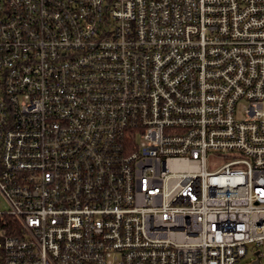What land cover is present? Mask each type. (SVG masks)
Here are the masks:
<instances>
[{
    "label": "built area",
    "instance_id": "built-area-1",
    "mask_svg": "<svg viewBox=\"0 0 264 264\" xmlns=\"http://www.w3.org/2000/svg\"><path fill=\"white\" fill-rule=\"evenodd\" d=\"M0 195V264H264V0H0Z\"/></svg>",
    "mask_w": 264,
    "mask_h": 264
},
{
    "label": "rangeland",
    "instance_id": "rangeland-1",
    "mask_svg": "<svg viewBox=\"0 0 264 264\" xmlns=\"http://www.w3.org/2000/svg\"><path fill=\"white\" fill-rule=\"evenodd\" d=\"M228 160H230V157L226 155H219V154L210 155L208 159V168L209 170H216ZM3 207H4V200L3 198H1L0 195V208ZM250 248L253 250L255 249V247H253L252 245L250 246ZM253 250L252 251L250 250L247 256L241 258L237 264H251L252 260L254 259Z\"/></svg>",
    "mask_w": 264,
    "mask_h": 264
},
{
    "label": "water",
    "instance_id": "water-1",
    "mask_svg": "<svg viewBox=\"0 0 264 264\" xmlns=\"http://www.w3.org/2000/svg\"><path fill=\"white\" fill-rule=\"evenodd\" d=\"M259 260L255 261L254 264H258Z\"/></svg>",
    "mask_w": 264,
    "mask_h": 264
}]
</instances>
